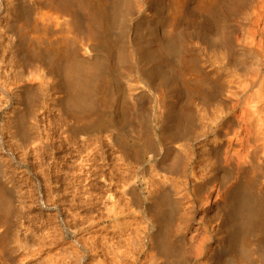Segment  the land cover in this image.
I'll list each match as a JSON object with an SVG mask.
<instances>
[{"label": "rangeland", "instance_id": "1", "mask_svg": "<svg viewBox=\"0 0 264 264\" xmlns=\"http://www.w3.org/2000/svg\"><path fill=\"white\" fill-rule=\"evenodd\" d=\"M32 1L44 3L45 0ZM219 1L207 0L210 5L214 2L213 4L216 6L219 4L222 7L223 21H220L219 16L215 17L213 14H207L205 9H199V0H134L138 11L132 16V37L134 39L138 36L137 26L142 23L145 29L149 28L148 25H151L152 28L154 23L153 29H158L160 34L163 33L162 29H167L168 26V17L174 13L176 8H179L182 10V17L177 29L183 33L190 32L188 34L191 45L196 49L199 48L196 52H200L202 58L204 57L203 70L211 72V77L214 79H212V88L207 89L211 93L213 92L214 99L211 102H208L202 95H197L198 98L190 96L179 83H170L167 85L169 92H165L163 104L157 106L155 102L154 106L152 104L154 101L149 96L152 94L153 97H159L160 93L152 90L144 78L145 69L151 66L145 65L147 67H144L143 63L139 61V63L137 62L138 68L135 67L127 71L123 78L124 81L121 79V85L128 86L130 91L126 92L128 96L130 94V97L139 95L141 89L147 93L142 94L139 103L143 107L150 105L154 108L151 117L155 112L165 110V104H167L165 108L168 105H181L180 107H188L185 109L191 112L194 122L192 124L194 135L192 133L188 141L192 148H187L194 154H191L190 151L187 153L178 151L180 155L175 150L167 153L168 146L176 148L181 142H185V140H179L181 142L178 141L177 144H166L160 149L158 148L155 151L158 152V155L151 151L145 155L143 160L137 161L114 141L113 133H117V129L106 130L105 133H98V135L97 133L72 131L76 120L66 114L63 107L58 110L57 107L62 105L54 100L62 95L59 91L42 87L38 92L39 88L36 91L33 88L34 91L32 90L33 94L29 101L27 99L25 101L24 95L18 94L16 91V86L19 84L17 76L19 71L24 69L21 59V51L24 46H15L10 42L12 38L7 30V20L12 18H7L2 13L7 0H0V162L3 163L1 180L6 182L15 200V212L11 216L9 224L0 226L1 233H5V231L8 233L6 239L0 244V264H151L150 256L153 252L151 234L156 231L155 226L157 225L155 216L148 212L146 207H143L144 209L137 208L133 195H129L127 192L130 187H133L138 192H143L145 196L153 197L154 194L159 193L156 192V183L159 179L163 181L168 194L174 189H179L178 192L174 190L168 197L177 198L176 225L174 224L176 228H174L178 234L181 233V238L185 239L183 242L186 243L185 259L190 260L189 264H212L207 259L212 254V249L219 244L221 235H225L224 229L221 228L224 212L217 210L216 205L218 202L225 201L226 193L224 191L236 180V174L234 173L225 180V168L215 170V166L213 171L207 168L210 158L204 150L205 147L202 146L204 140L201 139L205 136L201 137V135L208 132L206 137L212 139L214 130L221 128V135L224 138L223 134L228 133L233 136L234 134L231 133L236 131L239 133L244 130V127L245 129L249 128L257 143L262 146L261 152L264 151V83L262 86L260 85L264 79L251 85V77L247 76L252 75L251 70L256 67L257 61L255 60L257 58L252 57L254 42L262 40L261 36L251 35L250 29L256 21L263 23L264 27V22H262L264 21V0H241L236 3L234 0ZM28 4L25 5L28 6ZM44 5L39 7V9L41 8L40 12L39 9L35 11L34 15L37 18L40 17L39 13L42 9L41 18L45 17L44 12L48 14L51 11L48 7L45 10L46 6ZM47 14L45 19L48 18V15L50 16ZM257 14L260 15L259 19ZM209 16H212V20ZM182 21L184 22L182 23ZM161 23L166 26L162 25V27ZM52 28L56 30L57 27L52 26ZM58 30L54 31L56 33H53L52 37L55 36L53 39L58 37V40L64 41L65 35L69 34V39L75 38L80 45V42H83L82 38L77 37L74 32L61 34ZM149 32L150 30L146 31L151 39V32ZM31 33L35 34L33 31ZM220 33H226L227 39L233 47L231 56L228 54L227 47L218 41ZM234 47H236V51H234ZM134 60L137 61V57L134 56ZM136 68L137 71H135ZM217 68L220 69L217 70ZM230 70L232 71L230 72ZM232 73L233 75H231ZM217 78L221 80L216 84L220 86L222 83V86L225 87L221 93L218 92L219 89L217 90L219 86L215 87L214 82ZM31 84H34L35 88L38 86L35 83ZM231 92L234 94L232 96L234 100L241 99L239 103H235L236 106L235 101H226L227 95L230 96ZM32 109V115L28 117L27 113H30L29 111ZM60 112H63V115ZM237 114H241L240 116L243 115V117L245 115L248 124L245 119V122H241V124L237 118V121H234L235 118L232 117L239 116ZM220 116L223 121L220 123L222 126L218 128L219 122L216 118L220 120ZM18 119H21L26 127L28 137L20 133ZM210 119L212 120L210 121ZM33 120H36V123ZM74 120L75 123H73ZM157 126V131L160 132L162 127L160 124ZM204 126L207 127L206 130H209L203 129ZM199 129L200 131H198ZM110 136L112 139H109ZM226 137L224 139H227ZM176 149L178 150V148ZM164 158L167 161H170V158L175 161L174 169L176 171L174 169L166 171L162 168L161 161ZM227 165L234 168L233 165ZM192 172L198 175L199 185L205 186V188L197 191L192 188L193 183L188 177ZM162 175L168 179L166 178L167 180L164 181ZM201 175L205 177L201 178ZM206 176L211 179H207ZM170 187L172 190L169 189ZM220 188H223V191ZM254 193L257 194V192Z\"/></svg>", "mask_w": 264, "mask_h": 264}, {"label": "bare ground", "instance_id": "2", "mask_svg": "<svg viewBox=\"0 0 264 264\" xmlns=\"http://www.w3.org/2000/svg\"><path fill=\"white\" fill-rule=\"evenodd\" d=\"M240 1L241 0H234L235 3ZM219 2H222V0ZM135 3L134 0H45L44 3L32 0H7L2 13H4L7 18H12L11 20H7V30L12 38L10 42L15 46H24L21 51L24 69L19 71V75L17 76V83L19 84L16 86V91L18 94L20 93L25 96V101L26 99L27 101L30 100L34 89L36 91L37 88H39L38 92L42 87L59 91L62 95L54 100L57 101L56 103L59 105H62L61 107H57L58 110L63 107L65 113L76 120V124L73 125L71 129L72 131L74 130V132L76 131L78 133H97L98 135V133H105L106 130L113 128L117 129V133H113L114 141L121 149L128 153L130 157H134L137 161L143 160L148 152L153 151L154 153L158 148L160 149L166 144L170 145L176 143L179 140H185V142L182 143L179 141L181 144L176 147L178 150L174 146H168L167 153H171L175 150L177 152L184 151L186 153L190 151L192 154L193 152L187 148H192L188 141L192 133L194 135L192 126L194 122L191 112L186 110L188 107H185V109L184 107H180L181 105H168L165 108L167 105L165 104V110H160V112L157 111L151 117L154 108L150 105L148 107H143L139 103L142 94L147 93L141 89V95L130 97V94L128 96L126 92L129 90V88H127L128 86L123 87L120 82L121 79L123 80L125 77L127 71L137 67V62L139 63V61H141L144 67L148 65L151 66L145 69L146 74L144 78L152 90L160 93L159 97L154 96L156 98H154L152 94L149 96L154 103H157V106L163 104L165 92L168 91L167 85L170 83H179L190 96L202 95L208 102H211L214 99L213 92L211 93V91H208L210 90L208 88H212L213 86L212 73L203 70L204 57L202 58L200 52H196L199 48L196 49L191 45L188 34L190 32L183 33L182 31H178L177 28L180 25L179 23L182 17V10L179 8H176L174 13L168 17V26L167 29H162L164 31L163 33L160 34L157 31L158 29H153L154 23L152 24V28L150 27L151 25H148V29H145L142 23L138 26L136 25L138 36L136 35L137 38L134 39L132 37V16L138 12ZM213 3L210 5L207 0H199L198 7L199 9H205L208 12L207 14H213L215 17L219 16L220 21H223L222 7H220L219 4L216 6ZM25 4H28V6ZM42 4H45V10L47 7L51 10L48 13L50 16L46 12H44L45 14L43 13L45 17H47L46 14L48 15L47 19H45L44 16L41 18L43 9L41 13H39V18L34 15L35 11L38 10ZM40 9L38 10L39 12ZM195 10L197 11V8ZM253 11L255 12V10ZM185 17L187 18V16ZM195 17L197 18V16ZM209 17L212 20V16ZM259 17L260 15L258 19ZM213 19L215 21V18ZM184 21H182V23ZM162 23L161 26L163 25ZM52 26L57 27L55 29H59L58 32L60 31L59 33L61 34L74 32L77 37L82 38L84 43L80 42V45L75 40L74 36V39H69V34L65 35L64 41L58 40L57 36V39H53L55 36L52 37V35L56 33L54 32L56 30H54ZM219 28L221 27L219 26ZM149 30L152 36L151 39L146 33V31L148 32ZM250 30L252 32V34L250 32L251 35H256L257 37L261 36L262 38V40L259 38L260 40L257 42L253 41L254 47L252 51L254 55L252 54V57L255 59L257 58V60H255L257 62L256 67L252 66L254 71L253 68L251 70L252 72L250 71L253 74L247 75L249 78L251 77V85H255L260 79H264L263 23L261 24L256 21ZM31 31L35 34L32 35ZM74 40L75 42H73ZM218 41L227 47L228 54L230 55L233 47L229 39H227L226 33H220ZM235 49L236 47H234V51H236ZM193 51H195L196 54H194L195 52L193 53ZM134 56L137 57V61L134 60L135 62L133 61ZM253 65H255V63ZM137 68L135 71H137ZM219 69L220 68H217V70ZM231 71L232 70H230V72ZM231 75H233V73ZM220 80V78H217L214 83L216 84V82H220ZM31 83H35L38 86L35 88L33 87L34 84ZM262 83L264 82L260 83L261 86L263 85ZM208 84L210 85L208 86ZM217 86L219 85L216 84L215 87L217 88ZM223 87L222 83H220V86L217 88V90L219 89L218 92L221 93ZM43 91L45 92V89ZM39 95L41 96V94ZM233 95L232 92L230 96L227 95L226 101H235L234 104L236 102L239 103L241 99L234 100L232 98ZM149 101L151 102V100H148V102ZM154 103L152 102L155 106L156 103ZM35 105L37 106L39 104ZM236 105L237 104H235V106ZM232 106L234 107V105ZM48 108L50 107L48 106ZM51 110L53 109L51 108ZM29 112L30 113H27L28 117L32 115L33 109ZM47 115H49V113ZM240 115L237 117L234 115L235 117L232 118H235L234 121L238 120L240 124L241 122H245L244 119L246 121L248 120L246 119L247 114L246 116L244 115L245 118L243 115ZM212 119H210V121ZM36 120H33V122ZM75 120L73 123H75ZM216 120L219 122L218 128H220V126H222L220 123L223 121L221 116L220 120L217 118ZM48 122L50 121L48 120ZM17 124L20 133L28 137V131L26 127H24L21 119L17 120ZM158 124L162 127L160 132L157 131ZM246 124H248V121ZM207 127L203 129L206 130ZM246 127L248 128L249 125ZM221 130V128L215 129L212 134L213 137H211L212 139L206 137L208 132L201 133V137L205 136L202 139L197 136L201 140H204V144L201 145L205 147L204 150L210 158L207 164V166H210L207 167L210 171H213L215 166V170L217 168H225V180H227L226 178H230L234 173L236 174V180L230 187L225 183L228 186V188L225 187L227 189L224 191L226 193L225 201L218 202L216 205L217 210L224 212L221 228L224 229L223 232L225 235H221L218 241L219 244L212 249V254L209 255L207 261L212 264H264V151L261 152L262 146L257 143L252 130L249 128L245 129L244 127V130L239 133L237 131V133H231L232 135L234 134L233 136L225 132L226 134H223V137L225 138L227 136V139L229 137L228 140L222 138ZM198 131H200V129ZM100 136H98V138L101 139ZM109 139H112V137ZM195 141L197 140L195 139ZM88 146L90 147V145ZM155 153L157 154L158 152ZM174 158L175 157H173V159ZM224 160L227 164L233 165L234 168L224 164ZM161 166L164 170L170 171L176 167V164L171 158L170 161L164 158L161 161ZM179 166L177 165V167ZM174 170L176 171V169ZM2 174L3 163L0 162V226L8 225L11 216L15 212L14 196L10 193L12 191L8 189L6 182L1 180ZM163 176L164 175L161 177ZM188 177H190V182L193 183L192 188H194L195 191L205 188V184H202L204 187L199 185V177L195 172H192L191 176L189 175ZM202 177L204 178L205 176L201 175V178ZM166 178L164 176V181L168 179ZM207 179L211 178L207 177ZM156 185V192L159 193L154 194L153 197L145 196L143 192H138L137 189L133 187V189L130 187L129 192H127L129 195H133L134 203L137 208L146 207V210L151 212V214L153 213L155 216L157 225L155 226L156 231L151 234L153 250L150 256L151 264H189L188 261L190 260H186L184 256L186 243L183 242H185V239L181 238V233L178 234L175 229L177 198L173 199L168 197L171 196V193H173L175 189L172 190L170 187L169 189L172 191L169 190V195L161 179L157 181ZM183 185L185 186V184ZM178 191L179 189L177 188L175 192ZM254 192H257V194ZM7 235L8 233L6 231L5 233L0 232V244L6 239Z\"/></svg>", "mask_w": 264, "mask_h": 264}]
</instances>
